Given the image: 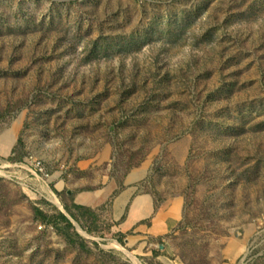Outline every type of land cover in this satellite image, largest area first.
Segmentation results:
<instances>
[{
  "label": "rangeland",
  "instance_id": "374dc122",
  "mask_svg": "<svg viewBox=\"0 0 264 264\" xmlns=\"http://www.w3.org/2000/svg\"><path fill=\"white\" fill-rule=\"evenodd\" d=\"M30 158L57 201L24 191L43 187ZM143 163L147 191L183 200L166 258L115 248L102 209L34 212L67 213L58 179L120 186ZM244 257L264 264V0H0V264Z\"/></svg>",
  "mask_w": 264,
  "mask_h": 264
},
{
  "label": "crops",
  "instance_id": "0c3cea01",
  "mask_svg": "<svg viewBox=\"0 0 264 264\" xmlns=\"http://www.w3.org/2000/svg\"><path fill=\"white\" fill-rule=\"evenodd\" d=\"M76 167L84 174L91 170L92 163L90 160H83ZM147 170V163L132 169L120 186L107 175H101V181L98 179L82 188L83 182L68 184L58 179L56 188L60 190L65 187L66 195L72 198L74 204L87 207L95 214L99 209L104 210L111 233H116L117 239H121L123 245L134 251L135 255H152L156 245H159L161 250L156 254V259L159 260L166 252L162 248L168 246L159 243L165 241L180 222L183 200L179 195L161 199L147 191ZM59 184L60 187L57 186ZM71 192L73 194L69 196ZM167 261L170 260L167 258Z\"/></svg>",
  "mask_w": 264,
  "mask_h": 264
},
{
  "label": "built area",
  "instance_id": "2783aa9c",
  "mask_svg": "<svg viewBox=\"0 0 264 264\" xmlns=\"http://www.w3.org/2000/svg\"><path fill=\"white\" fill-rule=\"evenodd\" d=\"M16 165H18L17 167L24 168L26 172L29 174L28 176L33 178V180L34 179L37 180L43 185L41 189H37L29 184L25 185L23 183H20L24 185L23 188L27 194L36 193L39 194L40 197H43L45 199L51 197L57 201V196H56L57 191L51 188L50 174L47 172L46 168L44 167V164L41 161L30 158V160L28 159L23 160L22 162H20V164H16ZM248 263H250L249 258L246 259V257H244L240 262V264H248Z\"/></svg>",
  "mask_w": 264,
  "mask_h": 264
},
{
  "label": "trees",
  "instance_id": "16d2710c",
  "mask_svg": "<svg viewBox=\"0 0 264 264\" xmlns=\"http://www.w3.org/2000/svg\"><path fill=\"white\" fill-rule=\"evenodd\" d=\"M127 50H128V48H127ZM134 165H136V164H134ZM130 168L131 167H128L125 170V172L123 173V175L126 174ZM119 185H121V182H119ZM72 194H73V192H71L69 194V196H71ZM63 207L66 210V212L69 214V216H71L74 220H76L78 222H80L79 219L81 217H83L84 214H88L89 216H92V217L96 216L94 211H92L91 209L84 207L82 205H77L74 203H72L71 205H68L67 203L64 202ZM34 212H35L36 216L41 218V221H43L45 223H50V224L57 226L58 221L60 220V221L64 222L66 228H72L73 227L70 219L66 215H64L61 211H58L55 215H48V214L43 213L38 207H35ZM66 237L70 242H73L71 237H69V236H66ZM117 241L123 245L121 239L118 238Z\"/></svg>",
  "mask_w": 264,
  "mask_h": 264
},
{
  "label": "bare ground",
  "instance_id": "6f19581e",
  "mask_svg": "<svg viewBox=\"0 0 264 264\" xmlns=\"http://www.w3.org/2000/svg\"><path fill=\"white\" fill-rule=\"evenodd\" d=\"M57 203V205H60V203L59 202H56ZM81 233L83 234V235H85V236H88L85 232H83V231H81ZM113 246L115 247V248H118V249H120V250H124V251H126L123 247H122V245L120 244V243H118V242H116V241H113ZM127 252V251H126ZM130 256H131V258L133 259V260H135V261H137L136 260V257H134V256H132L129 252H127Z\"/></svg>",
  "mask_w": 264,
  "mask_h": 264
},
{
  "label": "water",
  "instance_id": "95a60500",
  "mask_svg": "<svg viewBox=\"0 0 264 264\" xmlns=\"http://www.w3.org/2000/svg\"><path fill=\"white\" fill-rule=\"evenodd\" d=\"M64 215H66L69 219H70V221L72 222V220H71V218L69 217V215L67 214V213H65L64 211H61ZM79 230V229H78ZM77 230V231H78Z\"/></svg>",
  "mask_w": 264,
  "mask_h": 264
}]
</instances>
